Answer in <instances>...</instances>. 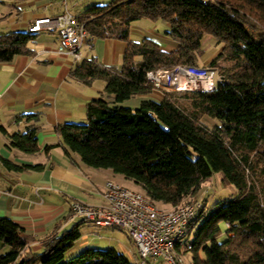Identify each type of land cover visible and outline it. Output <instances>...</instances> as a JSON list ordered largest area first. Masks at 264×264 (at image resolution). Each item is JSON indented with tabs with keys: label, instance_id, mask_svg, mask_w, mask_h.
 <instances>
[{
	"label": "trees",
	"instance_id": "trees-1",
	"mask_svg": "<svg viewBox=\"0 0 264 264\" xmlns=\"http://www.w3.org/2000/svg\"><path fill=\"white\" fill-rule=\"evenodd\" d=\"M144 19L166 24L165 34L177 46L167 52L149 38L130 42L132 24ZM80 22L90 37L126 41L129 48L121 68L85 60L72 71L77 81L91 86L102 80L106 88L105 96L87 104L86 123L57 127L64 146L87 166L123 175L156 206L170 209L191 203L214 174L222 173L238 195L213 207L203 199L207 208L194 221L199 225L193 264H264V0H113L93 5ZM36 37L0 35V63L31 55L27 45ZM207 37L221 46L207 65L223 78L214 91H165L159 101L145 99L137 109L121 106L154 92L147 83L150 71L205 67L200 55ZM19 119L30 125L10 136V146L38 153L41 115ZM4 163L16 172L45 168ZM86 222L57 229L44 242V252L33 253L26 251L31 238L25 229L0 217V242L10 249L0 255V264H134L114 248L87 249L66 259ZM223 225L226 238L220 241Z\"/></svg>",
	"mask_w": 264,
	"mask_h": 264
},
{
	"label": "crops",
	"instance_id": "crops-1",
	"mask_svg": "<svg viewBox=\"0 0 264 264\" xmlns=\"http://www.w3.org/2000/svg\"><path fill=\"white\" fill-rule=\"evenodd\" d=\"M65 1L62 4L68 10ZM58 3L56 0H0V35L30 32L37 19L63 14L66 10H61ZM141 21L132 24L130 42L148 38L145 31L136 26ZM142 24L149 25L147 31L161 41L165 51L170 52L177 46L165 34L167 26L163 27V34L158 30L157 25L166 24L150 20ZM36 35L27 45L31 55H20L10 63H0V217L10 218L25 229L31 238L27 252L43 253L44 242L57 229L60 233L68 231L81 222L82 219L72 217L73 203L105 205L106 185L116 182L118 177L107 171L109 169H95L84 164L78 154L64 146L56 130L66 123H86L87 104L105 96L106 82L97 80L87 86L74 79L71 73L80 64L71 55L61 52L59 33L43 31ZM128 48L126 41L89 37L81 53L83 61L121 68ZM152 95L160 98L155 91ZM147 97L134 98L141 103ZM31 113L41 115L38 124L41 127L40 151L35 154L10 146V136L26 132L30 125L19 117ZM49 146L54 148L47 152ZM5 160L20 166L44 165L45 168L16 172L6 167ZM105 228L91 222L83 223L75 244L80 242L83 250L114 248L132 263L139 264V252L131 238V244L127 243L125 235ZM9 250L0 245V255ZM149 264L158 263L149 261Z\"/></svg>",
	"mask_w": 264,
	"mask_h": 264
},
{
	"label": "built area",
	"instance_id": "built-area-1",
	"mask_svg": "<svg viewBox=\"0 0 264 264\" xmlns=\"http://www.w3.org/2000/svg\"><path fill=\"white\" fill-rule=\"evenodd\" d=\"M29 31L34 34L58 32L62 42L61 52L71 55L76 63H82L81 48L90 36L80 22V15L66 10L53 18L37 19ZM222 81L219 71L207 66L177 65L147 73L148 85L161 95L165 91L210 93ZM103 197L106 204L101 206L74 202L72 217L101 227L125 230L139 252V264H149L152 260L183 264L184 256L192 252L195 229L199 225L198 221H194L198 220L199 211L207 208L203 199L164 210L144 194L115 182L107 183Z\"/></svg>",
	"mask_w": 264,
	"mask_h": 264
},
{
	"label": "rangeland",
	"instance_id": "rangeland-1",
	"mask_svg": "<svg viewBox=\"0 0 264 264\" xmlns=\"http://www.w3.org/2000/svg\"><path fill=\"white\" fill-rule=\"evenodd\" d=\"M56 1L59 2L57 5L61 10H63V11L66 10L65 5L62 4L64 2V0H56ZM66 1H67V9L70 12L78 15V14H82V13L86 12L93 5H97V6L108 5L113 0H66ZM142 23H149V20L144 19L143 21H141L136 26H139L141 30L145 31V33L148 35L149 39H151L157 43L161 42L159 39L156 38L155 35L149 34V32L147 31V29L150 28V27H148L149 25L145 26ZM150 26L152 27L154 25H150ZM157 26H158V30L163 34V30H164L163 27H165V25L161 24V25H157ZM135 38H136V36L132 37L133 40H135ZM220 47L221 46L217 44V41L215 39H213L211 37H207L203 42L202 52L200 55V62L202 63L201 65H203V66L209 65L210 60H212L215 57L214 56L212 58V56L215 55V53L217 54V51H219L221 49ZM206 60H208L207 63H204ZM148 96L149 97H147V99H153L156 101L160 100V98L155 96V95L148 94ZM140 104L141 103H140V100L138 98H133L131 101H126V102L122 103L121 106L129 107L132 109H137L140 106ZM205 122L209 126H212V124H213L211 120H206ZM107 171H110V173L116 175L118 178L115 179V181L118 182L119 184H122V186L127 187L133 191L143 193V190L141 189V187L136 185L133 181L126 179L123 175L117 174V173L113 172L112 170H107ZM237 195H238V190L236 189V187L231 185V184H225L223 182V174L222 173H216L212 176V178H210L207 181V183L202 188V190L199 191L195 196H193V200L206 198V202H207L208 206L213 207L212 205H214L218 202H221V201L232 200ZM157 207L164 209V210L170 209V208H167L168 206H165L163 204H157ZM222 228L224 230V234L222 237H220V241H224L226 238L225 226L223 225ZM104 230L114 231L115 233H118L119 235H125L127 243H130L129 236L125 230L120 229V228H111V227H107ZM79 243L75 244L66 253V259H70L74 256H77V255L83 253L84 250L80 249L81 246ZM0 245H4V244L2 242H0ZM109 249L110 248L103 249V250H109ZM153 262H157L158 264H168L162 260H157V261H153ZM133 263H135V261H133ZM183 264H193V253L192 252L187 253L186 256H184Z\"/></svg>",
	"mask_w": 264,
	"mask_h": 264
}]
</instances>
